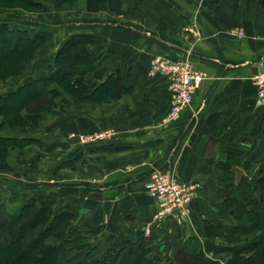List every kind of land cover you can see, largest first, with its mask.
<instances>
[{
  "label": "crops",
  "instance_id": "0c3cea01",
  "mask_svg": "<svg viewBox=\"0 0 264 264\" xmlns=\"http://www.w3.org/2000/svg\"><path fill=\"white\" fill-rule=\"evenodd\" d=\"M122 1L124 8L135 9L133 15H116L105 1L99 11L54 6V31L8 21L45 36L48 43L31 61L42 73L25 70L12 81L13 88L55 68L58 49L76 33L95 38L89 48L99 53L97 70L121 69L126 85L133 87L110 103L71 95L66 109L54 111L66 120L54 133L56 169L68 176H54L51 200L75 214L81 237L66 250L65 263L86 264L110 252L142 248L153 264H225L229 249L241 243L228 230L238 221L222 203L235 173L220 170L219 163L231 160V168L240 167L247 179L264 170V107L257 102L255 83L264 72V8L259 0ZM236 29L243 31L241 37ZM155 55L189 56L206 73L176 120L166 119L170 94L165 83L148 76ZM96 130L112 134L92 142L76 137ZM75 157L81 159L64 167V160ZM157 169H172L196 186L185 220L173 215L154 220L158 205L147 184ZM206 221L214 227L211 235Z\"/></svg>",
  "mask_w": 264,
  "mask_h": 264
},
{
  "label": "trees",
  "instance_id": "16d2710c",
  "mask_svg": "<svg viewBox=\"0 0 264 264\" xmlns=\"http://www.w3.org/2000/svg\"><path fill=\"white\" fill-rule=\"evenodd\" d=\"M19 1L34 12L47 9L43 0ZM67 1L56 0L55 6L60 7ZM85 1L88 11L101 10L106 1L116 15L135 13L132 7L124 8L122 0ZM259 4L264 8V0H259ZM45 41V36L31 35L28 30L11 26L8 21L0 22V67L13 59V68L18 70L15 76L22 74ZM94 41L90 34H72L58 49L55 68L53 66L41 76L30 75L18 87L0 92V170H13L5 149L17 148L25 152L26 147L37 141L30 135L37 131L43 117L63 109L68 96L95 103H110L133 91V87L126 85L123 70L108 72L94 67L100 57L97 51L89 48ZM24 55H29V58L23 60ZM12 115L22 116L21 130L7 125ZM80 159H66L64 167H72ZM231 167L229 159L219 163L220 170L235 173ZM220 180H225L223 173ZM247 180L244 177L239 183H232L223 195L222 203L238 221L228 230L241 243L229 249L232 255L225 264H264V175ZM257 189L262 191L255 194ZM74 218L75 214L67 207L53 206L42 195L27 197L15 212L0 203V264H66L65 251L81 238L75 236L78 230L73 224ZM205 227L206 233L211 235L213 225L206 221ZM218 227L222 228L221 225ZM86 264L153 263L145 257L144 249L125 248L110 252L104 260L95 258Z\"/></svg>",
  "mask_w": 264,
  "mask_h": 264
},
{
  "label": "rangeland",
  "instance_id": "374dc122",
  "mask_svg": "<svg viewBox=\"0 0 264 264\" xmlns=\"http://www.w3.org/2000/svg\"><path fill=\"white\" fill-rule=\"evenodd\" d=\"M43 2L47 6L46 13L34 16L25 13L26 11L34 12V10L27 7L19 0H0V22L10 21L12 25L19 22L28 24L33 30L36 26L47 31H54V6L56 0H44ZM75 7L78 9L86 7V1L69 0L62 3L60 7L56 8H60V10H67L69 8ZM47 47L48 43L44 42V50H46ZM40 51L41 53L44 52L43 49H39V52ZM39 55L41 54L39 53ZM28 58L29 55H24L22 59L25 60ZM13 63V59H10L0 67V92H6L8 90L14 89L13 87L15 86L16 82L12 83V81H15L16 78H18L15 76L18 74V70L13 68ZM37 68V62H30L27 64L25 72L30 73L37 71L42 73V71H38ZM8 82H10L9 85H7ZM66 97L67 95L64 96L65 99ZM69 99L71 98L67 97V102ZM66 106L67 105L65 103L63 109H66ZM65 111L66 110L63 112ZM55 115L56 114H52L51 112L47 115L49 117H43L39 123L37 131L34 133V135H30L35 137L37 141L31 144V146L26 147L25 152L17 148L5 149L6 154L10 157V163L12 164L13 170H0V203H4L11 212H15L27 197L29 198L42 195L47 198L48 203L53 205L54 199L52 197H54V173H58L59 176H63L64 178L68 176L67 171H63L61 168L58 170L56 169V155L54 154V133L55 130L65 127L66 120L62 118V114H60L61 116L59 118H57ZM7 123L8 126H12L15 130H21V126L23 124L22 116H9ZM97 131L98 130L91 131L89 133H80L76 135V137L81 142H83L81 139L82 135H92ZM72 134L70 135L72 136ZM63 139H65V137ZM261 174L264 175V170L261 171L260 174L254 175V177L260 176ZM252 177L253 176H251L248 180H251ZM261 191V189H257L255 194H259ZM51 199H53V201ZM75 236H78L77 232L75 233ZM50 242L53 243L55 240H50Z\"/></svg>",
  "mask_w": 264,
  "mask_h": 264
},
{
  "label": "built area",
  "instance_id": "2783aa9c",
  "mask_svg": "<svg viewBox=\"0 0 264 264\" xmlns=\"http://www.w3.org/2000/svg\"><path fill=\"white\" fill-rule=\"evenodd\" d=\"M238 36L243 31L236 29ZM148 76L160 78L170 94V109L166 119L176 120L182 111L191 105L196 90L206 78V73L199 70L189 56L180 59H171L164 55H155L151 60ZM258 88L257 102L264 107V72L255 76ZM111 131H97L82 135L83 142L110 137ZM72 136H75L72 134ZM147 191L158 205L154 220L158 221L167 215H173L183 221L190 215V204L197 195L196 186L181 179L172 169H157L150 176ZM150 227H146V232Z\"/></svg>",
  "mask_w": 264,
  "mask_h": 264
},
{
  "label": "water",
  "instance_id": "95a60500",
  "mask_svg": "<svg viewBox=\"0 0 264 264\" xmlns=\"http://www.w3.org/2000/svg\"><path fill=\"white\" fill-rule=\"evenodd\" d=\"M233 169L235 171V182L239 183L243 175V170L237 166H234Z\"/></svg>",
  "mask_w": 264,
  "mask_h": 264
}]
</instances>
